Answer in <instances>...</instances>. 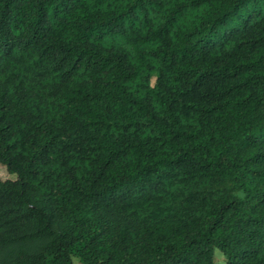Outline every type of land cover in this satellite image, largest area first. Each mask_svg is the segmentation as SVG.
I'll return each mask as SVG.
<instances>
[{"label": "clouds", "instance_id": "9594fccd", "mask_svg": "<svg viewBox=\"0 0 264 264\" xmlns=\"http://www.w3.org/2000/svg\"><path fill=\"white\" fill-rule=\"evenodd\" d=\"M0 264H264V0H0Z\"/></svg>", "mask_w": 264, "mask_h": 264}]
</instances>
